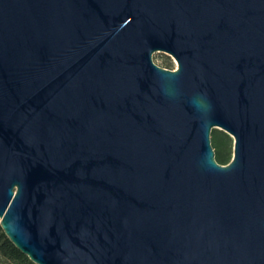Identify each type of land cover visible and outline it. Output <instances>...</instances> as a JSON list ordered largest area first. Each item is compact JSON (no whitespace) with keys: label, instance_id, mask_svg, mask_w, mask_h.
<instances>
[{"label":"water","instance_id":"water-1","mask_svg":"<svg viewBox=\"0 0 264 264\" xmlns=\"http://www.w3.org/2000/svg\"><path fill=\"white\" fill-rule=\"evenodd\" d=\"M0 228L34 264H264V0H0Z\"/></svg>","mask_w":264,"mask_h":264},{"label":"trees","instance_id":"trees-1","mask_svg":"<svg viewBox=\"0 0 264 264\" xmlns=\"http://www.w3.org/2000/svg\"><path fill=\"white\" fill-rule=\"evenodd\" d=\"M169 67V63H166ZM210 136H212V141L214 147L219 150L214 152V157L217 163L225 165L227 164L232 155H231V137L222 130L212 129ZM0 261H4L7 264H34L31 262L25 255L21 254L7 239L4 235L2 229L0 228Z\"/></svg>","mask_w":264,"mask_h":264},{"label":"rangeland","instance_id":"rangeland-1","mask_svg":"<svg viewBox=\"0 0 264 264\" xmlns=\"http://www.w3.org/2000/svg\"><path fill=\"white\" fill-rule=\"evenodd\" d=\"M152 59L157 65H159L161 67L168 66V65H166V63H169V67H171V68H168V69L174 70L176 68L175 60L172 58V56L168 55L165 52H155V53H153ZM210 141H211V145H212V148H213L214 152L218 151L219 149L214 147V144H213V141H212V136H210ZM232 149H233V139H232L231 148H230L231 155H232ZM0 264H7V263L4 262V261H0Z\"/></svg>","mask_w":264,"mask_h":264}]
</instances>
